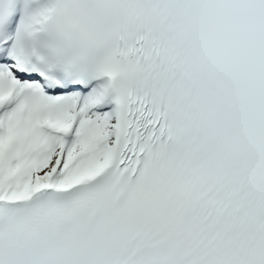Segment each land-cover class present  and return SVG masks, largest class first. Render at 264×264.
Listing matches in <instances>:
<instances>
[{
    "label": "snow or ice",
    "instance_id": "obj_1",
    "mask_svg": "<svg viewBox=\"0 0 264 264\" xmlns=\"http://www.w3.org/2000/svg\"><path fill=\"white\" fill-rule=\"evenodd\" d=\"M0 264H264V0H0Z\"/></svg>",
    "mask_w": 264,
    "mask_h": 264
}]
</instances>
